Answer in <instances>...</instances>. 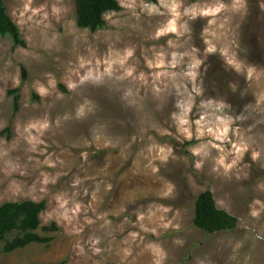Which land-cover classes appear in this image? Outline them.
Segmentation results:
<instances>
[{"label":"rangeland","instance_id":"obj_1","mask_svg":"<svg viewBox=\"0 0 264 264\" xmlns=\"http://www.w3.org/2000/svg\"><path fill=\"white\" fill-rule=\"evenodd\" d=\"M118 1L97 32L75 0L6 2L0 205L60 231L0 264H264V0ZM208 190L235 230L194 226Z\"/></svg>","mask_w":264,"mask_h":264},{"label":"trees","instance_id":"obj_2","mask_svg":"<svg viewBox=\"0 0 264 264\" xmlns=\"http://www.w3.org/2000/svg\"><path fill=\"white\" fill-rule=\"evenodd\" d=\"M0 0V37L10 38L17 47H26L19 26L9 15L6 2ZM157 2L158 0H148ZM77 7V25L81 29L97 32L107 28L106 15L112 12H120L122 7L118 0H75ZM23 80H28V71L22 68ZM20 88L11 91L14 97V112L20 111ZM39 100L38 95H34ZM8 132H11L8 129ZM46 202H9L0 205V244L3 252L10 254L25 249L31 245L50 246L55 242L54 233L60 231L57 223L50 226H42L41 215L46 211ZM239 220L225 210L218 208L212 191L208 190L200 194L195 205L194 226L213 235L222 232H231L238 226ZM40 230L42 233H40ZM52 264H67V261Z\"/></svg>","mask_w":264,"mask_h":264}]
</instances>
